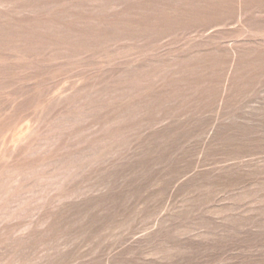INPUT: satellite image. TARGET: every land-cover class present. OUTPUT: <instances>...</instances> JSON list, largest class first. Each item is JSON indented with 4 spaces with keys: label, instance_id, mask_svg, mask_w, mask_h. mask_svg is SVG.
Here are the masks:
<instances>
[{
    "label": "rangeland",
    "instance_id": "374dc122",
    "mask_svg": "<svg viewBox=\"0 0 264 264\" xmlns=\"http://www.w3.org/2000/svg\"><path fill=\"white\" fill-rule=\"evenodd\" d=\"M0 264H264V0H0Z\"/></svg>",
    "mask_w": 264,
    "mask_h": 264
}]
</instances>
